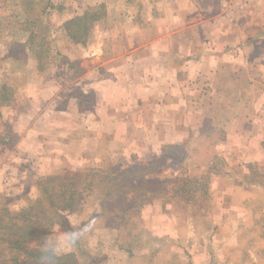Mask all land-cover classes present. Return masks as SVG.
I'll return each mask as SVG.
<instances>
[{"label":"crops","instance_id":"obj_1","mask_svg":"<svg viewBox=\"0 0 264 264\" xmlns=\"http://www.w3.org/2000/svg\"><path fill=\"white\" fill-rule=\"evenodd\" d=\"M128 1L132 6L127 15L130 29L109 33L112 39L120 33L130 35L125 52L114 47L111 52L99 47L92 50L90 45L82 44V53L89 49L93 56L90 62L82 55V65L73 62L79 77L40 78L30 85L29 92L23 93L14 85L8 105L16 101L21 109L15 112V130L10 136L17 137L18 144L16 151L3 153L6 146L0 136V154L11 157L0 155V186L17 184L19 176L15 175L24 163L39 158L52 160L51 150L57 152H53L55 160L64 159L46 172L31 166L42 175L57 169L85 168L90 156L99 151L97 161L89 165L90 171L103 170L101 166L110 163L115 169L112 171L118 173L111 174L116 180L136 166L144 167L163 157L155 178L164 181L178 177L179 167L172 166H188L189 170L178 177L177 182L185 184L182 188L169 187V192L158 196L173 199V205L181 204L185 211L192 208L193 200L178 201L179 197H213V204L217 197L218 206L209 209L206 217L219 223L220 236L230 237L231 228L236 226L239 241L262 244L264 189L256 194L250 188L253 185H247V177H235L229 167H225L226 173L213 176L208 190L205 185V190L199 189L205 181L197 178L210 172L216 155H223L229 164L242 158L237 155H243L245 161L263 157L261 137L255 136L264 132V0H169L168 4L179 11L169 13L164 12L167 0H151L157 6V12L152 14H135L136 6L145 4L144 0ZM187 3L189 9L182 11L180 8ZM108 16L111 20L120 19L117 14L112 18L106 12L91 32ZM170 21L172 28L167 26ZM184 21L190 25L184 27ZM183 37L191 39L186 41ZM250 101L256 104L252 106ZM39 103H45V107L39 108ZM2 109L3 106L1 118ZM67 117L70 120L65 121ZM220 124L227 139L221 146L216 145L204 164L206 170L198 152L205 150L203 154L207 155L208 149L205 140H196L215 133ZM237 134L254 139L249 143L246 139L234 141ZM51 135L54 144L48 142ZM109 152L115 157H102ZM222 179L227 190L216 188V182ZM229 188L232 192H228ZM123 193L114 191L112 196L143 197L146 191L126 187ZM230 195L237 196L238 203L228 205L226 198ZM147 204L151 203H144ZM216 212L220 216H214ZM195 219L193 215L189 221ZM254 253L253 259H261L258 250ZM193 254L194 259L200 260L199 253ZM223 258L224 264H239L230 253ZM245 259L254 262L248 254ZM207 260L208 264H215V257L208 255Z\"/></svg>","mask_w":264,"mask_h":264},{"label":"rangeland","instance_id":"obj_2","mask_svg":"<svg viewBox=\"0 0 264 264\" xmlns=\"http://www.w3.org/2000/svg\"><path fill=\"white\" fill-rule=\"evenodd\" d=\"M150 1L144 0L145 4L136 6L135 14L157 12V6ZM168 1L164 12H179L168 4ZM100 5H103L107 15L111 13L113 18L117 14L120 19L111 20L108 16L97 29L94 28L90 33L86 46L90 45L92 50L96 47H99L98 49L108 48L109 52H111V47H114L120 52H125L130 35L120 33L112 39L109 33L115 30L120 32L130 29L127 15L132 11V6L128 0H0V91L3 86H8L10 98H12L14 85H17L23 93L29 92L30 85L40 78L53 79L55 77L63 80L78 76L79 70L73 62H81L82 65V55L91 62L93 52L87 49L82 53V43H78L75 38L68 35L66 23L68 18L82 16L90 9H97ZM189 7L187 3L180 9L186 11L185 9H189ZM172 23L170 21L166 25L172 28ZM182 25L188 27L190 22L184 21ZM182 39L188 41L191 38L183 37ZM183 44L186 45V43ZM108 60L109 58L106 59V61ZM249 103L254 106L256 101ZM23 107L26 108V106ZM40 107L44 108L45 103H42ZM18 108L21 109L20 103L16 101H12L8 106H3L4 115L2 118L0 117V136L6 146L2 149L3 153L17 149L15 147L18 144H16L18 138L10 135L15 130V112ZM67 120L70 119L67 117L65 121ZM222 128L220 124L219 132L205 134L196 140L197 142L205 140L206 149H208L207 155L203 154L205 150L198 152L204 158L203 167L211 158L216 145L221 146L227 139V134L222 131ZM67 135L61 138L65 140ZM240 135L237 134L233 140L246 139L249 143L254 139V136L249 139L240 138ZM231 136H235V134H231ZM255 137H261V142L264 145V132L256 134ZM48 142L54 144V136L51 135ZM191 148L193 147L189 149ZM262 148L263 157L255 161L249 160V158L245 161L243 155H237L242 158L229 164L224 159L225 157H221L223 155H216L214 158L216 161L213 162L212 167L210 166L212 169L208 170L210 172L197 178V180L207 183V185L202 183L199 189L205 190L204 188L207 187L208 190L214 180L213 176L226 173L225 167H229L235 177L240 176L243 179L247 177V185H253L250 188L258 194L261 189H264V147ZM53 152L55 153L54 150H51L49 153L52 160L43 161L39 158L40 160L24 163V168L15 175L19 176L17 184L0 186V214L5 210L17 213L30 207L32 202L34 205L36 200L42 197V183L46 178L60 175L74 178L75 180L73 179L71 184L78 192V206H75L73 210L63 211L65 217L63 225L60 222L55 223L51 234L34 243V246L48 250L60 236L71 235L76 246L57 254L63 264H208V255L215 257V264H224L223 255L225 253L232 254L233 258L239 260V264H264L262 261L264 260V242L254 245L239 241L236 226L231 228V236L224 238L220 236L219 223H212V219H207L206 213L209 212V209L213 208L214 210L218 206L219 199L217 197H215L217 202L215 201L214 204L213 197H189L193 203L192 208L187 211L181 208V204L173 205V200L168 197L154 200L150 205L144 206H136L134 196L106 198L105 194L114 187L112 184L104 182V178L110 174L109 170H115L111 169L110 163L101 166L103 170L97 171L93 176L94 180L91 181L92 189L82 194V189L85 186L82 179L92 172L90 171L92 167L89 165L97 161L100 152L96 151L93 153V157L90 156L85 168L80 166L73 170L57 169L54 173L42 175L41 172L31 167L35 166L37 170L43 172L48 171L49 168L58 167L57 164H60L58 162L63 161L64 158L57 157L55 160ZM0 155L11 158L7 154ZM102 157L114 158L115 155L109 152V155L104 154ZM168 167L170 168V166ZM204 169L207 170L208 167ZM225 182L223 179L219 180L216 182V188L227 190ZM228 190H230L228 192H232V189ZM42 200L44 204L47 202L46 198ZM177 200L189 201L186 197L185 199L179 197ZM226 202L228 205H235L238 203L237 196L230 195L226 198ZM147 209H149V213L145 212ZM215 214L214 216H220L218 212ZM193 215L197 218L196 221H189L190 216ZM5 220L8 221V219ZM89 224L93 225V228L83 236V228ZM215 224L217 227L214 229ZM257 250L262 256L258 261L253 259L255 258L254 252ZM193 252L200 254V260L194 259ZM247 254L254 262L245 259ZM57 263L58 260H56Z\"/></svg>","mask_w":264,"mask_h":264},{"label":"trees","instance_id":"obj_3","mask_svg":"<svg viewBox=\"0 0 264 264\" xmlns=\"http://www.w3.org/2000/svg\"><path fill=\"white\" fill-rule=\"evenodd\" d=\"M105 17L106 12L103 9V5H100L97 9H90L84 15L75 17L66 23L68 35L71 38H75L78 43L86 45L94 23ZM10 100V90L7 87H3L0 91V108L8 105ZM165 157L164 159L166 160L167 158ZM162 163L163 157L155 163H149L144 167L139 166L130 172L126 171L124 174H120L117 177L118 180L111 178V174L115 176L118 173L109 170L110 174L107 175V178H104V182H108L114 187L105 194V197L110 198L114 191L118 194L123 193V189L129 187L133 191L142 188L146 191L143 197L135 196L136 206H142L146 202L152 203L159 198H167L165 195H158L169 192V187L171 190L182 188L185 184L182 185L177 181L178 177L183 176L186 169L183 166H172L174 169L179 167V176L163 181L153 176L159 174L161 169L159 165ZM96 173L97 171L89 172L82 179L85 183L82 194L92 189L91 181L94 180L93 176ZM73 179L65 175L48 178L42 183V197L36 200L34 205L32 202L30 207L24 208L17 213L5 210L0 214V264H48V261L44 262V260H47L48 250H42L34 246V243L51 234L55 223L60 222L63 225L65 220L63 211L73 210L75 206H78V192L71 184ZM182 192L185 194L187 190L184 189ZM185 197L189 200L187 196H184V199ZM44 198L47 201L45 204L42 200ZM5 219H8V221ZM56 260H58L57 264H63L60 257H56Z\"/></svg>","mask_w":264,"mask_h":264},{"label":"clouds","instance_id":"obj_4","mask_svg":"<svg viewBox=\"0 0 264 264\" xmlns=\"http://www.w3.org/2000/svg\"><path fill=\"white\" fill-rule=\"evenodd\" d=\"M93 228V225L89 224L86 225L83 228V236L91 231ZM76 244L73 242V239L71 235L64 234L60 236L57 240H55L51 246L48 248V254L46 256V259L48 261V264H56V257L57 254L61 251H67V249L74 248Z\"/></svg>","mask_w":264,"mask_h":264}]
</instances>
